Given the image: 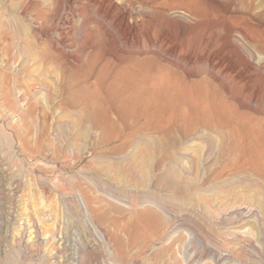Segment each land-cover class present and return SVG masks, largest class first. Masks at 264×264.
<instances>
[{
	"label": "rangeland",
	"instance_id": "obj_1",
	"mask_svg": "<svg viewBox=\"0 0 264 264\" xmlns=\"http://www.w3.org/2000/svg\"><path fill=\"white\" fill-rule=\"evenodd\" d=\"M238 1L152 4L134 37L0 0V264H264V71L208 62ZM84 44L130 79L74 71Z\"/></svg>",
	"mask_w": 264,
	"mask_h": 264
},
{
	"label": "bare ground",
	"instance_id": "obj_2",
	"mask_svg": "<svg viewBox=\"0 0 264 264\" xmlns=\"http://www.w3.org/2000/svg\"><path fill=\"white\" fill-rule=\"evenodd\" d=\"M91 1L93 2L94 5H96V8L100 12L104 13V16L106 18L110 19V23L114 27H116L122 34H124L125 36L134 35V37H136L141 31V27H140L141 22L145 20L148 21L149 19H151V17L149 18V16L139 17L136 13V10H141L145 8L148 9L153 4V7H158L157 9H160V12H164L165 10H162L164 9L162 8V5H164V3L166 2L167 3L170 2L171 0H162V1L161 0H91ZM189 1L195 4L196 3L201 4V14L203 15L202 12L204 6L202 5L203 0H189ZM251 3L252 2H249V0H239L238 4L234 6L231 10L234 15L232 14L231 16V13L228 12L233 20L232 29L230 31H228L229 29H227V32L225 34L222 33L223 35H216L215 37H213L208 41V46L213 51V55L208 60L209 63L213 65H217L219 67H227L228 70L234 71L239 68L238 67L239 63L245 61L246 65L248 64L249 66L246 68L253 69L255 65L247 60L246 55L248 53L257 51L259 53V58H258V65L256 66L264 71V46L262 45V40L264 39V35H262L263 30H261L264 29V7L261 10L259 9V11L257 10V12H252L253 3L252 4ZM82 12L83 9L80 7L77 13L82 16ZM177 12L180 11L177 10ZM227 17L229 18V16ZM81 20L82 19H80V21ZM85 20H87L86 17ZM79 22L78 25L80 24ZM90 22L91 21L84 23L82 27L78 26L82 28L80 30L83 32L84 38L85 37L89 38V41L85 39L89 42L87 44H90V42L92 43L91 40H93L92 38H94L95 35L93 28L89 27ZM88 47L86 49H88ZM93 48L94 47H89L87 51L85 50V48L84 49L81 48L82 50L81 51L79 50L80 56H77V58H74L76 54L72 56L73 57L72 68L74 71L76 72L82 71V75L86 80H89L91 76H94L95 74H97L98 76H103L112 72H116L117 77L126 76V78H121L119 82H123L127 79H130L127 76L128 73L123 65V61L121 58L109 59L106 57H101L98 51H94ZM69 57L71 58V56ZM81 57L82 58L84 57L83 59L84 61L81 59ZM66 61L68 62V60ZM69 63L71 64L70 60ZM243 63H241V65ZM88 71H90V73Z\"/></svg>",
	"mask_w": 264,
	"mask_h": 264
}]
</instances>
